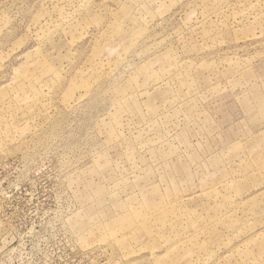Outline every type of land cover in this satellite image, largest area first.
I'll use <instances>...</instances> for the list:
<instances>
[{
  "label": "rangeland",
  "instance_id": "rangeland-1",
  "mask_svg": "<svg viewBox=\"0 0 264 264\" xmlns=\"http://www.w3.org/2000/svg\"><path fill=\"white\" fill-rule=\"evenodd\" d=\"M0 264H264V0H0Z\"/></svg>",
  "mask_w": 264,
  "mask_h": 264
}]
</instances>
